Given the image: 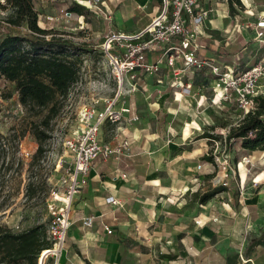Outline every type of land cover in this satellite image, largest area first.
<instances>
[{
  "label": "crops",
  "instance_id": "crops-1",
  "mask_svg": "<svg viewBox=\"0 0 264 264\" xmlns=\"http://www.w3.org/2000/svg\"><path fill=\"white\" fill-rule=\"evenodd\" d=\"M199 2L213 8L210 21L202 26L199 54L234 66L233 63L241 59L240 51L227 54L221 46L212 48L216 44L212 32L222 29L220 24H224L223 18L227 16V1ZM102 7L101 16L106 19L107 28L112 26L124 32L144 27L159 11L157 0H103ZM77 15L85 16L84 13ZM237 37H232L231 41H236ZM234 56L235 61L232 60ZM253 62L242 58L241 63L248 66ZM200 73L204 74L203 82L197 83L202 77H198ZM205 76L209 75L204 71L192 75L190 95H182L175 92L174 87L156 83L155 75L143 77L137 83V89L127 94L125 99L130 112L139 116L137 120L123 121L119 127L120 134L128 136V151L93 160L85 182L73 198L71 224L58 264H187V249L197 248L204 264H225V257L233 254H236L234 264H242L238 252L241 242L249 236L253 220L249 213L241 218L240 209L255 210L257 202L241 194L238 211L233 209V202L222 200L215 203L217 208L213 211L211 206L204 208L205 205L200 203L195 215L188 214L187 193H196L204 173L209 170L210 163L203 158L206 143L201 138L189 139L199 130L191 124L196 121L193 118L191 122L186 118L178 130L173 122L163 124L156 120L167 118L171 113L195 111L199 107L197 100L204 101L206 91L210 89L211 76ZM140 101L143 108L139 106ZM151 115L153 119H150ZM187 127H191L188 133ZM113 129L105 123L99 136L110 140ZM222 192L225 190L215 197H221ZM108 197L115 202L108 201ZM258 198L261 196L254 199ZM193 201H197L196 197ZM85 215L93 216L90 226L81 222ZM223 216L231 221L229 228H225ZM104 225L109 226L110 233ZM8 226L20 230L11 224Z\"/></svg>",
  "mask_w": 264,
  "mask_h": 264
},
{
  "label": "rangeland",
  "instance_id": "rangeland-1",
  "mask_svg": "<svg viewBox=\"0 0 264 264\" xmlns=\"http://www.w3.org/2000/svg\"><path fill=\"white\" fill-rule=\"evenodd\" d=\"M217 1L222 2L223 0ZM226 1L228 4V0ZM157 2L159 10L160 2L159 0ZM239 2L240 4L233 3V10H229L228 7L227 16L223 18L224 24H220L222 29L213 30L212 35L216 44L212 48L216 49L221 46L220 48L227 51V54H229L228 52L233 54L240 51L239 56L241 59L236 60V55L232 60H236L233 63L234 66L237 65V67L242 68L246 67L241 63L242 58H246L250 63L264 55V45L261 43L255 44V40L252 39L256 20L258 16L264 14V0H239ZM75 3L84 8L83 13L85 16L82 18L78 17L77 12L73 10L71 16L66 20L62 17H50L56 13H61V9H69ZM33 4L38 13V24L59 32L69 46L68 48L74 50V56L80 58L78 80L71 86L64 100L63 108L52 121L51 136L46 143L47 151L39 172L41 178L46 181V185L40 187L37 194L45 195L46 198L49 191L58 186L63 174L62 168L58 164L64 154V140L70 137L80 126L77 118L80 107L89 104L94 99L112 94L116 88V81L111 67L98 45L108 25L106 19L101 16L103 14L102 10L104 12L102 4H94V0H33ZM10 10V5L4 0H0V22ZM138 14H141V11ZM227 36L231 37L227 39ZM234 36H238L239 41L238 39L231 41ZM226 40H228L227 44L225 43ZM242 41H245L246 44ZM243 46L245 48H242ZM239 61L240 63H238ZM206 74L209 75V73ZM198 77L201 78L197 83L203 82L204 74L200 73ZM206 96L205 100L202 101L204 106L199 105L195 111L171 113L167 118L156 120L161 121V123L173 122L176 130H178L179 125L186 118L189 122H191L190 119H195L196 121L193 120L191 124L198 127L199 130L192 133L189 139L201 138L205 141L206 151L203 154L211 157L208 161L210 163L208 165L209 170L204 173L201 185L195 191L196 193H187L186 206L188 214L195 215L199 210L201 205L197 201H193L198 194L218 186H222L225 192L221 193V197L215 196L222 190L215 193L203 203L204 208L211 206L213 211L214 208H217L216 202L221 203L220 201L227 200L233 202V209L238 211L241 194L257 202L255 210L240 209L241 218L249 213L253 221L249 236L247 240L241 242L242 244L240 243L239 249H241L244 256L250 255L255 263H259L264 261V243L253 245L247 251L248 245L244 244L249 243L253 237L264 236V151L261 149L247 150L240 145L238 140L226 138L228 129L243 116L233 98L218 103L211 102L209 98L212 96L211 89H207ZM139 98L143 101L141 96ZM139 104L140 107H144L141 101ZM141 114L143 116L142 112ZM151 118L153 119L152 115ZM27 119L29 118L25 116V111L18 100L14 82L0 76V133L7 134L11 128L18 130L21 126H24ZM190 130L191 127H187V133ZM204 134L207 135L202 136ZM36 146L37 143L34 138L26 132L20 139L16 151L13 146L8 145L7 147L6 158L8 159L11 156L12 164L7 170H3L0 166V223L11 224L14 228L23 229L40 222L47 226L50 220L45 199L34 203L35 200H25L23 195L27 181L28 162ZM245 154H251V161L248 163L243 160ZM255 158L257 159L254 160ZM224 159L227 160L226 171L221 164ZM225 172L227 175L224 174ZM258 195L261 198L254 199ZM189 199L192 201H189ZM242 199L247 200V198ZM227 210L231 212L230 209ZM223 217L225 218L223 221L225 228H229L231 221L227 220L226 216ZM201 232L199 233L200 236ZM202 247L201 244L200 248ZM200 254L199 248L193 251L187 249V264H204L205 261L200 258Z\"/></svg>",
  "mask_w": 264,
  "mask_h": 264
},
{
  "label": "built area",
  "instance_id": "built-area-1",
  "mask_svg": "<svg viewBox=\"0 0 264 264\" xmlns=\"http://www.w3.org/2000/svg\"><path fill=\"white\" fill-rule=\"evenodd\" d=\"M96 3L103 4V0H94ZM212 11L211 6H204L199 0H160L159 11L144 27L133 32L107 28L98 45L111 67L116 88L112 94L80 107L77 113L80 126L64 140L65 150L58 164L63 174L58 186L45 198L50 216L46 226L50 246L40 251L37 264H58L71 224L73 198L85 182L93 160L127 153L129 139L120 134L119 127L123 121L137 120L139 116L130 112L125 97L137 89L143 77L155 75L156 83L190 95L192 75L204 71L211 76V102L233 98L243 115L254 108L255 97L264 96V55L246 67L235 68L199 54L202 26L210 21ZM60 12L50 17L67 19L72 14L68 9ZM253 39L264 45V14L256 20ZM197 102L202 105L199 99ZM128 112L131 114L126 116ZM105 123L114 128L110 140L99 136ZM243 160L251 161L249 155H244ZM226 161L221 163L225 171ZM107 199L115 202L111 197ZM92 220V215L81 217L84 226H90ZM104 228L111 232L109 226ZM238 256L242 264H255L242 251Z\"/></svg>",
  "mask_w": 264,
  "mask_h": 264
},
{
  "label": "trees",
  "instance_id": "trees-1",
  "mask_svg": "<svg viewBox=\"0 0 264 264\" xmlns=\"http://www.w3.org/2000/svg\"><path fill=\"white\" fill-rule=\"evenodd\" d=\"M4 1L11 10L0 22V76L14 82L18 100L29 119L18 130L11 128L7 134L0 133V166L3 170L11 167V156L6 158L7 147L13 146L16 151L20 139L28 132L37 146L28 162L23 195L25 200L33 199L37 203L45 199V195L37 194L38 189L46 185L39 172L51 136L52 121L78 80L80 58L74 56V50L68 48L59 32L38 24L33 0ZM233 3L240 4L239 0H228L229 10H233ZM83 9L75 3L68 10L83 14ZM254 101V108L244 113L226 133L227 139L238 140L250 151L264 150V96H257ZM203 158L211 159L209 155ZM223 189L218 186L206 190L198 194L196 200L199 204L205 203ZM261 243H264V236L251 238L246 251ZM49 246L43 222L20 230L0 223V264H37L40 251ZM235 257L236 254L227 255L225 264H234Z\"/></svg>",
  "mask_w": 264,
  "mask_h": 264
}]
</instances>
